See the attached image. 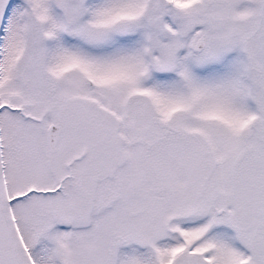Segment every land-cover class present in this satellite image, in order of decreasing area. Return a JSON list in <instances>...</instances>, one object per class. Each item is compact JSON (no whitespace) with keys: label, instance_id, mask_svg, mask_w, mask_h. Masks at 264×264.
Listing matches in <instances>:
<instances>
[{"label":"snow or ice","instance_id":"obj_1","mask_svg":"<svg viewBox=\"0 0 264 264\" xmlns=\"http://www.w3.org/2000/svg\"><path fill=\"white\" fill-rule=\"evenodd\" d=\"M0 264H264V0H0Z\"/></svg>","mask_w":264,"mask_h":264}]
</instances>
